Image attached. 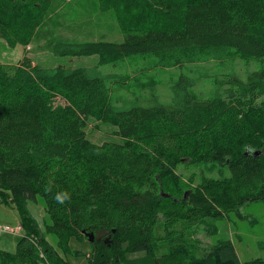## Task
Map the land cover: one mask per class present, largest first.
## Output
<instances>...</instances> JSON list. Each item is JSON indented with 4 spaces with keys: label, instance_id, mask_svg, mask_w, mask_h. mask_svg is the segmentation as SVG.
Returning <instances> with one entry per match:
<instances>
[{
    "label": "trees",
    "instance_id": "1",
    "mask_svg": "<svg viewBox=\"0 0 264 264\" xmlns=\"http://www.w3.org/2000/svg\"><path fill=\"white\" fill-rule=\"evenodd\" d=\"M97 1L114 12L123 43L50 41L57 64H0V202L24 230L14 253L0 249V264H71L61 255L70 241L101 229L111 234L91 243L90 264H264L242 262L229 240L207 248L197 238L201 226L264 203V0ZM52 8L0 0V38L12 49L44 38ZM96 55L99 67L140 57L188 68L170 106L120 110L118 81L71 64ZM231 61L258 69L248 82L216 77L209 96L195 89L193 68ZM91 126L110 140L93 141ZM62 191L71 198L60 204ZM39 196L57 248L26 208Z\"/></svg>",
    "mask_w": 264,
    "mask_h": 264
},
{
    "label": "rangeland",
    "instance_id": "2",
    "mask_svg": "<svg viewBox=\"0 0 264 264\" xmlns=\"http://www.w3.org/2000/svg\"><path fill=\"white\" fill-rule=\"evenodd\" d=\"M53 8L47 19L41 36L27 47L18 46L15 49L9 47L6 41L0 38V64H19L25 57L35 63L46 65L57 64L54 56V46L47 47L48 42H65L68 44L89 43L107 41L121 44L124 41L121 28L111 10H103L97 0H52ZM140 57H126L124 63L117 67L111 65L99 67V57L74 58L71 61L73 68L85 67L95 70L100 76L109 80L118 81L112 88L114 99H122L120 110H128L134 106L152 107L156 103L170 106L174 98L173 87L177 84L183 70L174 68L170 70L152 68L146 62L140 61ZM51 64V65H52ZM193 75L197 85L195 89L202 91L205 96L214 92L213 80L216 77L233 74L246 82L251 80L250 72L257 70L258 66L252 62L232 61L225 64L199 65L193 68ZM209 75H205L208 74ZM205 75V76H204ZM130 76L126 85H122V78ZM137 79V81H136ZM105 128H89V137L98 143L110 140L105 134ZM180 173L188 175L181 169ZM218 178L215 173L206 174ZM26 208L29 214L36 220L40 233L57 248V240L54 236L46 233L44 221L48 218L42 198L36 201H28ZM241 216L236 213L230 214L220 220L211 221L208 225L197 229V238L203 246L209 248L217 245L220 241L229 240L233 243L236 252L242 262L257 258L264 259V203L249 202L240 210ZM0 225L17 229L20 225V214L14 206H5L0 202ZM21 236L14 232L0 233V249L14 253ZM71 251L61 255L71 264H90L92 256L91 242L87 240L72 239ZM75 252H79L78 255ZM144 254L129 256L140 258ZM121 264H124L121 263Z\"/></svg>",
    "mask_w": 264,
    "mask_h": 264
},
{
    "label": "water",
    "instance_id": "3",
    "mask_svg": "<svg viewBox=\"0 0 264 264\" xmlns=\"http://www.w3.org/2000/svg\"><path fill=\"white\" fill-rule=\"evenodd\" d=\"M115 232L116 231L114 230L113 233H115ZM110 234H111V232L107 229L97 230L93 233L85 232V235L88 237V239L91 243H93L95 240L101 241V240L105 239L106 237L110 236Z\"/></svg>",
    "mask_w": 264,
    "mask_h": 264
},
{
    "label": "clouds",
    "instance_id": "4",
    "mask_svg": "<svg viewBox=\"0 0 264 264\" xmlns=\"http://www.w3.org/2000/svg\"><path fill=\"white\" fill-rule=\"evenodd\" d=\"M70 193L66 192V191H62L60 193H57L56 196L54 197V199L60 203L63 204L66 200L70 199Z\"/></svg>",
    "mask_w": 264,
    "mask_h": 264
},
{
    "label": "built area",
    "instance_id": "5",
    "mask_svg": "<svg viewBox=\"0 0 264 264\" xmlns=\"http://www.w3.org/2000/svg\"><path fill=\"white\" fill-rule=\"evenodd\" d=\"M3 231H5V233H8V232H14V233H17L18 235L22 236L23 235V232L21 230V228H17V229H8V227H4L2 228Z\"/></svg>",
    "mask_w": 264,
    "mask_h": 264
},
{
    "label": "bare ground",
    "instance_id": "6",
    "mask_svg": "<svg viewBox=\"0 0 264 264\" xmlns=\"http://www.w3.org/2000/svg\"><path fill=\"white\" fill-rule=\"evenodd\" d=\"M2 228H4V227L0 225V233L5 232V231L2 230ZM18 228H21V230H22V232H23V235H24V230H23V228H22L20 225L18 226ZM8 229H10V228L8 227ZM23 235H22V236H23Z\"/></svg>",
    "mask_w": 264,
    "mask_h": 264
}]
</instances>
